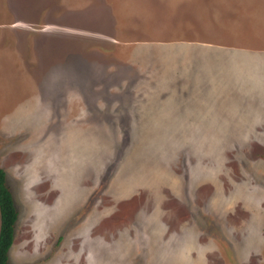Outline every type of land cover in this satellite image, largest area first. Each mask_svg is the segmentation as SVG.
I'll use <instances>...</instances> for the list:
<instances>
[{"label":"rangeland","instance_id":"374dc122","mask_svg":"<svg viewBox=\"0 0 264 264\" xmlns=\"http://www.w3.org/2000/svg\"><path fill=\"white\" fill-rule=\"evenodd\" d=\"M9 264H264V0H0Z\"/></svg>","mask_w":264,"mask_h":264},{"label":"trees","instance_id":"16d2710c","mask_svg":"<svg viewBox=\"0 0 264 264\" xmlns=\"http://www.w3.org/2000/svg\"><path fill=\"white\" fill-rule=\"evenodd\" d=\"M17 217L18 211L5 171L0 167V264H9V249L13 242Z\"/></svg>","mask_w":264,"mask_h":264}]
</instances>
